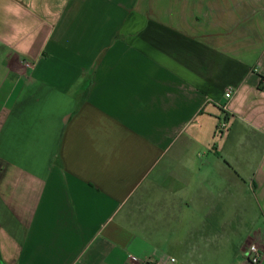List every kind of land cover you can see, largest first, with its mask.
<instances>
[{
	"label": "crops",
	"instance_id": "crops-1",
	"mask_svg": "<svg viewBox=\"0 0 264 264\" xmlns=\"http://www.w3.org/2000/svg\"><path fill=\"white\" fill-rule=\"evenodd\" d=\"M246 209L264 252V0H0V264H191Z\"/></svg>",
	"mask_w": 264,
	"mask_h": 264
},
{
	"label": "rangeland",
	"instance_id": "rangeland-1",
	"mask_svg": "<svg viewBox=\"0 0 264 264\" xmlns=\"http://www.w3.org/2000/svg\"><path fill=\"white\" fill-rule=\"evenodd\" d=\"M149 182L150 181H146L142 184L136 193V197H145L151 194V197L163 196L166 200L165 204L163 203V205H159L158 203L152 204L149 209H147V211L142 214L141 221L145 224V226H148V221H150V218L153 220L157 219L155 224H158L157 222L162 219H167L169 222L170 219L176 218L179 210L178 202L173 200L172 204L171 200L169 199V195L159 193L157 189L149 188ZM240 192L241 198L244 197V195L242 196V190H240ZM236 194L237 192H235L234 195ZM245 198L246 203L249 204L248 206L251 209H254L250 190H246ZM139 207L144 210L143 205H140ZM246 210L247 211L245 214L243 211H239L230 222H226L225 224L220 222V224H222L221 227L216 225L215 228H211L208 231L203 230L206 226V222L201 225L199 230L196 227L191 228L187 220L179 221V223L183 225L182 230L185 231V235L181 239V241L183 240L184 242L182 243L181 248L178 249L180 251L177 249L172 251L174 254L180 255L179 257L182 260L191 264H201L211 255H214L215 250H218L223 246L246 248V246L249 244L244 251L246 252L249 246L254 244L248 239L250 237L249 231L251 229V224L249 223L250 221L242 220L244 215L249 217L253 211L251 212L248 209ZM173 224H176V222H169V226H174ZM187 232L188 234H186ZM172 245L174 247V244ZM206 248H208L210 251L207 252Z\"/></svg>",
	"mask_w": 264,
	"mask_h": 264
},
{
	"label": "built area",
	"instance_id": "built-area-1",
	"mask_svg": "<svg viewBox=\"0 0 264 264\" xmlns=\"http://www.w3.org/2000/svg\"><path fill=\"white\" fill-rule=\"evenodd\" d=\"M231 96H232V91H228L226 93V97L230 98ZM224 117L225 118L222 121H220L216 129V135L218 137L223 136L230 129L231 116L228 113H226ZM245 254L247 256V259L252 264H261L263 257H264V252L255 243L249 246ZM131 258L134 259V257H131Z\"/></svg>",
	"mask_w": 264,
	"mask_h": 264
}]
</instances>
